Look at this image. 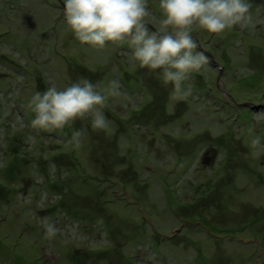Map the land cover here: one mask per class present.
<instances>
[{
  "label": "rangeland",
  "instance_id": "rangeland-1",
  "mask_svg": "<svg viewBox=\"0 0 264 264\" xmlns=\"http://www.w3.org/2000/svg\"><path fill=\"white\" fill-rule=\"evenodd\" d=\"M59 1L0 0V264H264V154L251 145L264 144V0H250L247 28L193 27L207 64L180 99L127 43L79 42ZM148 7L156 29L159 0ZM82 77L119 80L111 135L90 118L33 128L31 96Z\"/></svg>",
  "mask_w": 264,
  "mask_h": 264
},
{
  "label": "clouds",
  "instance_id": "clouds-1",
  "mask_svg": "<svg viewBox=\"0 0 264 264\" xmlns=\"http://www.w3.org/2000/svg\"><path fill=\"white\" fill-rule=\"evenodd\" d=\"M251 7L250 0H159L164 18L159 19L155 31L149 28L146 19L152 15L148 0H64L63 15L81 43L99 49L108 42L127 43L139 67L150 72L159 70L162 85H171L174 95L180 99L191 94V87L186 84L192 74L207 64V57L196 51L193 27L213 34L234 26L247 28L253 21ZM120 88L117 79L105 88L100 82L93 83L82 77L63 90L50 86L46 91H37L29 101L35 113L31 124L37 130L63 131L66 126H74L77 120L90 118L94 132L110 136V121L103 109L109 98L126 96ZM127 99L132 102L130 97ZM86 137V129H77L67 143L79 151ZM251 145L256 149L254 157L264 154L261 137L253 138ZM45 228L49 239L58 231L50 222Z\"/></svg>",
  "mask_w": 264,
  "mask_h": 264
},
{
  "label": "trees",
  "instance_id": "trees-1",
  "mask_svg": "<svg viewBox=\"0 0 264 264\" xmlns=\"http://www.w3.org/2000/svg\"><path fill=\"white\" fill-rule=\"evenodd\" d=\"M59 1V0H58ZM60 2V1H59ZM56 21V20H55ZM8 94H11V93H7V94H5V96H8ZM4 96V97H5ZM3 100H5V99H3ZM2 100V101H3ZM11 102L13 101V103L15 102L14 100H10ZM16 103V102H15ZM1 109H3V108H1ZM20 110V107L18 108V105H17V108H16V110ZM3 112H4V109H3V111L2 110H0V115L2 116V114H3ZM20 113V112H19ZM12 116H11V122L13 123V121H12V118H13V120H14V115H16V116H18V113H16V111H15V109H14V111H13V113L11 114ZM1 118V117H0Z\"/></svg>",
  "mask_w": 264,
  "mask_h": 264
},
{
  "label": "water",
  "instance_id": "water-1",
  "mask_svg": "<svg viewBox=\"0 0 264 264\" xmlns=\"http://www.w3.org/2000/svg\"><path fill=\"white\" fill-rule=\"evenodd\" d=\"M151 30H153V31H155V29L153 28V27H151ZM218 79H219V77H218ZM203 165H210L211 164V160L206 156L205 158H204V160H203V163H202Z\"/></svg>",
  "mask_w": 264,
  "mask_h": 264
}]
</instances>
